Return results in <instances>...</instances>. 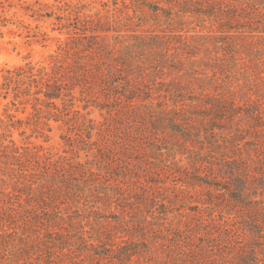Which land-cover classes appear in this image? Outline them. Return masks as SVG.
<instances>
[{"label": "rangeland", "instance_id": "374dc122", "mask_svg": "<svg viewBox=\"0 0 264 264\" xmlns=\"http://www.w3.org/2000/svg\"><path fill=\"white\" fill-rule=\"evenodd\" d=\"M48 231L77 264H263L264 0H0V264Z\"/></svg>", "mask_w": 264, "mask_h": 264}, {"label": "trees", "instance_id": "16d2710c", "mask_svg": "<svg viewBox=\"0 0 264 264\" xmlns=\"http://www.w3.org/2000/svg\"><path fill=\"white\" fill-rule=\"evenodd\" d=\"M63 66H60L55 72H54V76L53 78L49 79V82L46 83L49 87V90L45 91L44 94L45 96L49 99V100H54L55 98H62L63 96V88L64 86L62 85V78L66 76V73H68L66 68L64 69V72L62 70ZM17 75H28L29 77L36 75L34 73V67L32 66H28V68H24V67H20L19 69H17ZM9 78H11V75L9 76ZM50 80H54L53 83L50 82ZM34 81L36 82V78H34ZM61 82V83H60ZM70 89V88H69ZM42 90H38L37 92L40 93ZM50 103L54 104V106L57 107L56 103H54V101H51ZM13 143L14 141L11 140ZM18 152V147H15ZM57 165L55 162H53L49 157L44 156V160L43 163L41 164L40 161H37V166L35 167H42V168H50L52 166V169L54 171L57 170ZM21 166V165H20ZM20 169H24V168H20ZM81 173V172H80ZM22 174H24L22 172ZM44 196V194H43ZM55 232L52 231H48L47 232V236H49L50 238H52V240H49V242H45L44 245H46V255L43 257H36L35 261L32 262L30 260H26L23 264H65V262H70V263H75L77 264L78 262L75 260V258L77 257V253L76 250H73V248L71 247V241L68 240V238H63L64 235L62 233H57V236L59 235V237H55ZM54 234V235H53ZM81 239H84V237L80 236ZM140 247H142V251H148V249L150 250V246L148 245L147 242H141V243H137ZM138 245H135V248H132L130 246H125V250L118 256L119 259H121V262L124 261H128L131 259L132 256L139 254L140 250L138 248ZM137 246V247H136ZM124 255L121 256V255ZM262 257L260 258V260L263 261L264 264V251L262 252ZM121 256V258H120ZM29 257V256H28ZM40 260L42 262H40ZM259 260V258H258ZM247 264H249V261H246Z\"/></svg>", "mask_w": 264, "mask_h": 264}]
</instances>
